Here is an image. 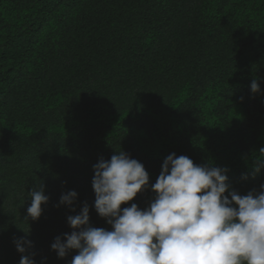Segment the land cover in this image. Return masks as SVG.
Instances as JSON below:
<instances>
[{
	"label": "trees",
	"instance_id": "trees-1",
	"mask_svg": "<svg viewBox=\"0 0 264 264\" xmlns=\"http://www.w3.org/2000/svg\"><path fill=\"white\" fill-rule=\"evenodd\" d=\"M261 149L264 0H0V264H20V238L36 264H71L77 250L51 245L85 203L111 231L93 166L119 151L149 173L122 205L143 210L172 153L226 168L241 195L264 190ZM41 188L49 201L27 220Z\"/></svg>",
	"mask_w": 264,
	"mask_h": 264
},
{
	"label": "clouds",
	"instance_id": "clouds-1",
	"mask_svg": "<svg viewBox=\"0 0 264 264\" xmlns=\"http://www.w3.org/2000/svg\"><path fill=\"white\" fill-rule=\"evenodd\" d=\"M251 90L260 91L255 80ZM93 168L94 207L112 230L93 227L85 203L80 214L68 217L71 234L56 237L51 245L59 258L77 250L71 264H264V190L247 195L230 190L226 168L168 155L151 185L156 196L143 210L135 203L122 208L149 186L141 162L119 151ZM29 194L25 219L39 220L49 197L43 188ZM77 198L69 191L60 205L71 208ZM15 243L23 254L20 264H36L23 246L30 248L32 242L20 238Z\"/></svg>",
	"mask_w": 264,
	"mask_h": 264
}]
</instances>
